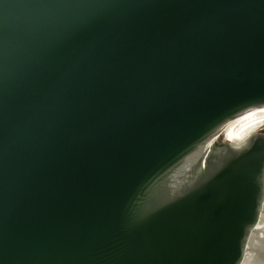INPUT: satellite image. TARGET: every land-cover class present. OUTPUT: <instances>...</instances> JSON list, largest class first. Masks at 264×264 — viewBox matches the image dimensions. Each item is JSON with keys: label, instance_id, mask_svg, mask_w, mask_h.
Instances as JSON below:
<instances>
[{"label": "water", "instance_id": "obj_1", "mask_svg": "<svg viewBox=\"0 0 264 264\" xmlns=\"http://www.w3.org/2000/svg\"><path fill=\"white\" fill-rule=\"evenodd\" d=\"M258 106L264 0H0V264H264Z\"/></svg>", "mask_w": 264, "mask_h": 264}, {"label": "bare ground", "instance_id": "obj_2", "mask_svg": "<svg viewBox=\"0 0 264 264\" xmlns=\"http://www.w3.org/2000/svg\"><path fill=\"white\" fill-rule=\"evenodd\" d=\"M258 108H259V106L254 107V108H250V109H247V110L241 112L240 114H238L236 117H234L231 121H229L224 126V128L220 131V133L215 138L224 136L225 133L231 134L233 131H236L242 124H245L247 121H249L255 117L264 116V112H260V110L256 112V110ZM262 108H264V106ZM252 114H254V115H252ZM253 132L254 131H248V132H245L243 134L253 133Z\"/></svg>", "mask_w": 264, "mask_h": 264}, {"label": "rangeland", "instance_id": "obj_3", "mask_svg": "<svg viewBox=\"0 0 264 264\" xmlns=\"http://www.w3.org/2000/svg\"><path fill=\"white\" fill-rule=\"evenodd\" d=\"M264 130V116L262 117H255L249 121H247L245 124H242L236 131H233L232 133H243L245 131H254L257 130Z\"/></svg>", "mask_w": 264, "mask_h": 264}, {"label": "snow or ice", "instance_id": "obj_4", "mask_svg": "<svg viewBox=\"0 0 264 264\" xmlns=\"http://www.w3.org/2000/svg\"><path fill=\"white\" fill-rule=\"evenodd\" d=\"M260 112H264V108L260 109ZM252 115H254V114H252Z\"/></svg>", "mask_w": 264, "mask_h": 264}, {"label": "flooded vegetation", "instance_id": "obj_5", "mask_svg": "<svg viewBox=\"0 0 264 264\" xmlns=\"http://www.w3.org/2000/svg\"><path fill=\"white\" fill-rule=\"evenodd\" d=\"M249 131H250V130H249ZM245 132H248V131H245ZM245 132H243V133H245ZM243 133H242V134H243Z\"/></svg>", "mask_w": 264, "mask_h": 264}]
</instances>
